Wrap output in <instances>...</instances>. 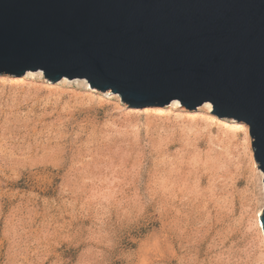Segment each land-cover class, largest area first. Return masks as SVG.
<instances>
[{"label": "rangeland", "instance_id": "1", "mask_svg": "<svg viewBox=\"0 0 264 264\" xmlns=\"http://www.w3.org/2000/svg\"><path fill=\"white\" fill-rule=\"evenodd\" d=\"M38 71L0 74V264H264L244 122Z\"/></svg>", "mask_w": 264, "mask_h": 264}, {"label": "water", "instance_id": "2", "mask_svg": "<svg viewBox=\"0 0 264 264\" xmlns=\"http://www.w3.org/2000/svg\"><path fill=\"white\" fill-rule=\"evenodd\" d=\"M38 70L134 108L211 103L249 126L264 184V0H0V74Z\"/></svg>", "mask_w": 264, "mask_h": 264}, {"label": "bare ground", "instance_id": "3", "mask_svg": "<svg viewBox=\"0 0 264 264\" xmlns=\"http://www.w3.org/2000/svg\"><path fill=\"white\" fill-rule=\"evenodd\" d=\"M38 73L39 74H42V71L39 70ZM27 74H33V73H31L30 71H27ZM63 81H64V79H63ZM84 82H85L86 85H88V82L87 81H84ZM177 104L180 105L181 107L183 106V105H181L179 103L178 100H172L171 105H176L177 106ZM202 107L206 108L208 111H211L212 110V105L209 102H205L202 105ZM220 126H221V128H223V130H225V131L229 130L231 132H235L238 129H242L245 132L246 137L248 138L247 140H248V143H249V145L251 147L252 156L254 158V153H253V148H252V138L249 135L250 134L249 133V127H248V125L246 123H242L241 126H229L226 123H221ZM258 173H259V180L261 181V189H262L263 200H262L261 207L259 208V210L257 211V213L255 215V220H256V225L258 226V230L260 232L261 238L264 241V231H263L262 222H261V215H262V211H263V208H264V184H263V173H262V171H260L258 169Z\"/></svg>", "mask_w": 264, "mask_h": 264}]
</instances>
